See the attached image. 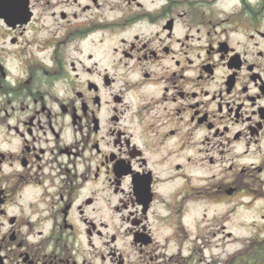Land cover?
Returning a JSON list of instances; mask_svg holds the SVG:
<instances>
[{"label": "flooded vegetation", "instance_id": "flooded-vegetation-1", "mask_svg": "<svg viewBox=\"0 0 264 264\" xmlns=\"http://www.w3.org/2000/svg\"><path fill=\"white\" fill-rule=\"evenodd\" d=\"M0 264H264V0H0Z\"/></svg>", "mask_w": 264, "mask_h": 264}]
</instances>
